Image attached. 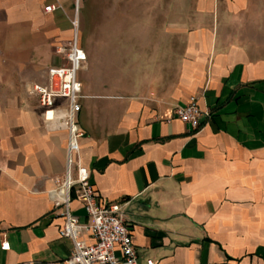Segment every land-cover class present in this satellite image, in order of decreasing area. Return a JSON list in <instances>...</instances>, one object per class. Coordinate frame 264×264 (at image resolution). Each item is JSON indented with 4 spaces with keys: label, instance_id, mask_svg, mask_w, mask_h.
<instances>
[{
    "label": "crops",
    "instance_id": "obj_1",
    "mask_svg": "<svg viewBox=\"0 0 264 264\" xmlns=\"http://www.w3.org/2000/svg\"><path fill=\"white\" fill-rule=\"evenodd\" d=\"M157 1L156 24L133 23L150 14L134 0L77 1L80 163L100 204L121 206L137 264H264V0ZM74 2L0 0V264L72 250L50 194L66 133L28 86L65 65ZM190 97L208 113L197 132L173 115ZM70 211L88 223L74 197Z\"/></svg>",
    "mask_w": 264,
    "mask_h": 264
},
{
    "label": "built area",
    "instance_id": "obj_2",
    "mask_svg": "<svg viewBox=\"0 0 264 264\" xmlns=\"http://www.w3.org/2000/svg\"><path fill=\"white\" fill-rule=\"evenodd\" d=\"M75 0L74 15L70 21L72 39L57 50L65 62L61 67H49L45 74V83L33 85V95L42 109V119L52 129H63L66 133L65 172L64 178L55 191H51L56 209H61L63 223L58 231L61 238L68 239L72 250L65 264H137L130 230L119 204H100L96 192L89 183V172L79 158V142L81 135L77 125L79 112L78 98L80 94L79 72L84 68L86 55L78 46V6ZM55 10L54 6L44 9L45 12ZM57 100H64L65 107H55ZM175 118L197 132L201 126V118L208 117L202 112L195 97H190L186 104L177 106L173 112ZM72 197L78 200L88 219L87 224L79 223L70 211ZM89 238L84 241L82 236ZM9 249L8 243L0 245L1 251ZM147 264H152L147 262Z\"/></svg>",
    "mask_w": 264,
    "mask_h": 264
},
{
    "label": "rangeland",
    "instance_id": "obj_3",
    "mask_svg": "<svg viewBox=\"0 0 264 264\" xmlns=\"http://www.w3.org/2000/svg\"><path fill=\"white\" fill-rule=\"evenodd\" d=\"M75 3V2H74ZM158 1L157 0H134L133 2V5H134V8H137V12H141V10H144L145 9V6L147 5L148 6V12L150 13L149 16L146 18V17H134L133 18V23L135 24L136 21L137 23H142V21H146L148 20V23L149 24H156L157 23V9H158ZM89 45V44H88ZM93 51V50H92ZM49 67H47L45 69V73L46 74V70L48 69ZM88 69V60L86 61L85 65H84V68L81 70V72H86ZM45 81H43V83H34V84H30L28 86V93L30 94V90H31V87L33 85H40V84H44ZM127 82H125V80H122V81H119L117 80L116 81V88H127ZM147 91V90H146ZM30 96L34 97L33 95L30 94ZM35 98V97H34ZM36 99V98H35ZM37 100V99H36ZM38 103V102H37ZM176 107H173V112L175 110Z\"/></svg>",
    "mask_w": 264,
    "mask_h": 264
}]
</instances>
